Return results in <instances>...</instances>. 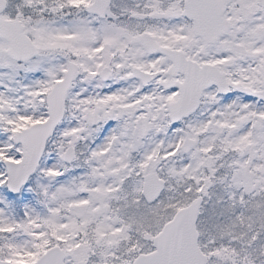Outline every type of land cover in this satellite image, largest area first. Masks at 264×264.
Listing matches in <instances>:
<instances>
[{
	"label": "snow or ice",
	"instance_id": "6c2138e0",
	"mask_svg": "<svg viewBox=\"0 0 264 264\" xmlns=\"http://www.w3.org/2000/svg\"><path fill=\"white\" fill-rule=\"evenodd\" d=\"M0 264H264V0H0Z\"/></svg>",
	"mask_w": 264,
	"mask_h": 264
}]
</instances>
